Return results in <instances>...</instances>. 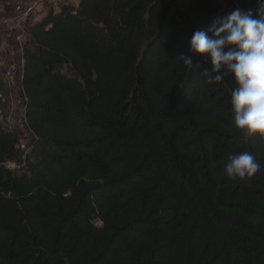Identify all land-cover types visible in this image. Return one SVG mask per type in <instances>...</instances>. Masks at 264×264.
Segmentation results:
<instances>
[{
  "label": "trees",
  "instance_id": "trees-1",
  "mask_svg": "<svg viewBox=\"0 0 264 264\" xmlns=\"http://www.w3.org/2000/svg\"><path fill=\"white\" fill-rule=\"evenodd\" d=\"M230 12L221 0L43 2L24 55L28 151L0 126V264H264V141L231 122L233 77L209 82L210 62L189 53ZM243 151L260 171L227 178Z\"/></svg>",
  "mask_w": 264,
  "mask_h": 264
},
{
  "label": "clouds",
  "instance_id": "clouds-1",
  "mask_svg": "<svg viewBox=\"0 0 264 264\" xmlns=\"http://www.w3.org/2000/svg\"><path fill=\"white\" fill-rule=\"evenodd\" d=\"M252 9L236 8L213 20L207 31H195L189 53L198 54L211 67L201 75L209 82L220 81L224 73L233 77L231 122L248 137L264 141V0ZM176 59L193 68L192 55L180 53ZM261 163L249 151L231 153L225 162L229 179L253 177Z\"/></svg>",
  "mask_w": 264,
  "mask_h": 264
},
{
  "label": "built area",
  "instance_id": "built-area-1",
  "mask_svg": "<svg viewBox=\"0 0 264 264\" xmlns=\"http://www.w3.org/2000/svg\"><path fill=\"white\" fill-rule=\"evenodd\" d=\"M0 0V13L12 14L0 18V126L18 136L16 146L27 150V141L32 137L27 115L28 96L23 85L25 46L29 40V20L42 7L45 0ZM39 7L36 11L35 8ZM9 169H16L17 163L6 161ZM92 223L103 226L99 217Z\"/></svg>",
  "mask_w": 264,
  "mask_h": 264
},
{
  "label": "rangeland",
  "instance_id": "rangeland-1",
  "mask_svg": "<svg viewBox=\"0 0 264 264\" xmlns=\"http://www.w3.org/2000/svg\"><path fill=\"white\" fill-rule=\"evenodd\" d=\"M33 1H35V0H27L26 2L29 3V2H33ZM68 1H70V0H68ZM71 1L75 2L76 0H71ZM221 2H222V4H223V6L227 7L230 11H232V10L238 8L236 0H221ZM38 8H39V7L37 6V7L35 8V11H36ZM11 14H12L11 11H3V12L0 13V18H1V16H3V15H8L7 17H9V15H11Z\"/></svg>",
  "mask_w": 264,
  "mask_h": 264
},
{
  "label": "crops",
  "instance_id": "crops-1",
  "mask_svg": "<svg viewBox=\"0 0 264 264\" xmlns=\"http://www.w3.org/2000/svg\"><path fill=\"white\" fill-rule=\"evenodd\" d=\"M69 2H71V3H75V4H76V3H78V0H76L75 2H73V1L70 0Z\"/></svg>",
  "mask_w": 264,
  "mask_h": 264
}]
</instances>
